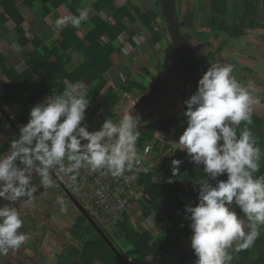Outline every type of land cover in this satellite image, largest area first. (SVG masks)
Instances as JSON below:
<instances>
[{"label":"trees","instance_id":"obj_1","mask_svg":"<svg viewBox=\"0 0 264 264\" xmlns=\"http://www.w3.org/2000/svg\"><path fill=\"white\" fill-rule=\"evenodd\" d=\"M90 1L91 8H88V0H0V36L9 34L6 25L13 23V33L19 47L23 50L28 46L33 47L24 59L27 68L22 73L11 67L6 55L0 54V72L8 80L0 79L5 92L0 102V111L3 116H8V108L16 107L21 111L18 121L24 125L31 108L39 101H45L52 94L59 95L70 84L80 82L87 89L90 101L86 110V123L90 124L101 114H105L102 123L107 118L113 120L116 118L114 110L121 101L116 88L108 85V74L117 70L114 56L122 54L126 43L132 48H138L140 45L134 42V37L151 36L158 44L167 36L171 42L162 46L163 63L154 66L155 71L162 74L170 63H174L173 69L178 72H175V76L179 82L181 79L184 87L175 102L180 101L177 104L180 109L175 117L159 118L139 128L141 134L137 141L139 149L144 150L147 145L152 144L153 155L163 156L161 165L142 179L145 194L141 201L142 215L144 218H154L155 228H138L129 219L117 223L115 227L143 262L152 259L159 264H194L196 257L193 250L189 244L185 245L192 232L190 222L185 219L184 208L185 205L196 206L198 188L195 184L198 185L206 176L202 166L189 163V157L181 148L163 143L158 135L170 130H175V134L179 135L184 130V101L195 93L198 80L208 64L215 62L228 49L231 41L243 39L255 30L260 11L263 12L260 26L264 29V0H208L210 14L206 32L199 31L202 17L200 0H191V5L186 10L182 7L184 0H149L146 11H142L135 0H125L122 5H117L118 0ZM62 6L71 15H78V9L83 8H88L91 12L88 20L79 28L69 23L62 29L55 27L54 31L47 19ZM25 10L30 11L31 15H25ZM25 22H28L30 30L35 33L34 38H30V34L24 29ZM156 22L159 28L155 25ZM79 32L83 33V37ZM211 39L218 42L217 47H213ZM262 41L264 42V36ZM195 42L204 45L209 51L201 54L194 46ZM73 55L81 59L79 66L75 65ZM122 60L124 58H120L119 67L120 70L125 68V71H121L123 78L128 75L124 78L123 89L126 92L136 90L141 94L147 92L150 85H153L152 81L149 85L134 81L131 77L132 70L127 64L121 63ZM151 70L145 66L142 72L151 77ZM156 77L157 74L151 78ZM112 80L121 82L122 77L117 74ZM262 102L264 104V96ZM252 121L248 127L264 153V112L253 108ZM4 126L0 123V133ZM243 127L242 124L240 128ZM18 134L19 129H16L12 131L10 138L5 137L0 146V154L7 152L11 140ZM173 159L183 161L179 174L174 176L171 168ZM256 175H264V155L261 157L260 171ZM220 179H226V176ZM7 203L0 200V206ZM72 204L74 205L73 202ZM101 228L128 261L129 256L105 228ZM229 253L235 260L232 264H264V226L260 227V235L250 248L238 250L232 246ZM52 264L124 263L80 214L63 236L61 248L53 252Z\"/></svg>","mask_w":264,"mask_h":264},{"label":"clouds","instance_id":"obj_2","mask_svg":"<svg viewBox=\"0 0 264 264\" xmlns=\"http://www.w3.org/2000/svg\"><path fill=\"white\" fill-rule=\"evenodd\" d=\"M78 13L56 19L57 29L69 23L79 28L88 20L89 9ZM233 73L231 64L208 67L195 93L184 101L186 127L174 143L189 163L202 166L206 176L195 184L196 206L184 208L194 264H230L233 243L239 242L238 250L250 248L264 226V175H256L264 153L248 127L260 100L253 94V82L245 86ZM87 96L85 86L77 82L33 106L27 123L0 154V200L8 202L0 206V258L18 251L29 239L17 205L33 203L41 188H53L54 171L75 184L82 168L121 177L141 162L139 116L130 112L118 122L107 118L98 130L89 131ZM182 163L172 160L173 176ZM223 176L226 179H220Z\"/></svg>","mask_w":264,"mask_h":264},{"label":"rangeland","instance_id":"obj_3","mask_svg":"<svg viewBox=\"0 0 264 264\" xmlns=\"http://www.w3.org/2000/svg\"><path fill=\"white\" fill-rule=\"evenodd\" d=\"M148 1L149 0H135V3L140 7L142 11H146L148 9ZM125 2V0H118L117 5H122ZM87 5L88 8H91V1L88 0ZM184 5V6H183ZM191 0H184L182 7L183 10H186L190 7ZM200 7L202 12L201 17V23L199 31L206 32V27H208V16L210 14V6L208 0H200ZM59 15H54L53 17L50 16V19H47L49 24L54 23L56 19L64 16H71L69 11H67L64 6L59 8ZM62 10V11H61ZM91 12V11H89ZM25 15H31L30 11L25 10ZM28 23L25 22L23 24L24 29L30 34V38L35 37V33H33ZM158 28L159 25L155 24ZM82 33L79 32V35ZM256 35V33H251V37ZM14 36V37H13ZM247 38H243L240 40H234L231 41V45L228 47V49L221 54V56L215 61L208 64L205 72L207 71L208 67L211 64H222L227 65L231 64L234 67V76L237 78L239 82H241L243 85H248V80L250 78V74L246 70H238L239 65V58H236L239 53H242V51H247L251 48L253 51V54L255 56H258L259 49L258 48H252L256 47L257 44H251L248 45L245 40ZM213 47H217L218 42L214 39L210 40ZM127 42V41H126ZM170 39L166 36L163 37V41L161 43L156 44L154 42L153 37L146 36L145 35V41L140 44L138 48H132L129 43H126L124 45V48H128L131 52L127 59L128 63L127 67L132 70V79L137 82H141L145 85H149L148 83L150 81L151 84L147 92H144L141 94L139 91H132V92H126L123 89L124 81L123 78L118 83L113 79L114 75H108L109 86L115 87L116 92L118 96L120 97L121 101L119 105L115 108V114L116 118L113 119L114 122H118L119 119L127 113L132 112L134 116H139L140 120H138L139 128H143L146 124L157 120L159 118L164 117H175L177 116V112L180 109V105L177 106V104L180 103L178 101L176 104L175 102L178 99V96L181 94L180 91L184 88L183 83L180 79V82L177 80L175 76V72H177L174 68V63H170L167 68L164 69V73L158 74L156 70L157 65H161L163 63V50L162 46L165 47L170 43ZM253 45V46H252ZM194 46L196 47L197 51L201 54H204L205 52L209 51V49H206L204 45L200 44L199 42H195ZM18 50L19 54L26 52L22 49H20L19 45L16 42V37L13 34L9 43V48H3L0 46V54L6 53L8 55V60L12 57H10V53H16V49ZM9 49V50H8ZM28 49V48H27ZM29 49L32 51L33 47L29 46ZM4 54V55H6ZM133 54V55H132ZM119 57L116 59V65H117V72H123L125 71V68L120 70L119 64ZM23 60L24 57L22 56ZM72 58H75V55L72 56ZM18 60H9V63L17 64ZM74 61V60H73ZM75 63V62H74ZM121 63H124L122 60ZM243 63H250L251 61H245ZM255 64L258 67L264 68V58H262V54H259V57ZM76 65V64H75ZM155 65V66H154ZM148 66L150 67L151 74H153L151 77L154 78V75L157 74V77L155 79H152L151 77H147L142 72L143 67ZM17 72L22 73L24 70H26L27 66L22 63L18 64L16 68L11 65ZM126 67V68H127ZM238 70V71H237ZM121 72V73H122ZM204 72V73H205ZM178 73V72H177ZM128 75L126 74L124 78H127ZM130 77V76H129ZM4 78L5 81L8 82L7 78L0 72V79ZM182 86V87H180ZM5 94L1 84H0V102L3 98V95ZM46 99V98H45ZM44 102V101H39ZM254 107H258V104L254 105ZM9 115L16 117L18 116L21 111L17 109L16 107L8 108ZM8 115V116H9ZM7 115L5 116L8 117ZM2 113L0 111V123L4 126V120H3ZM186 127V126H185ZM184 127V129H185ZM184 131V130H183ZM175 130H170L168 133H162L158 135V138L164 141L165 143L171 144L172 146H175L174 143L178 142V135L175 134ZM182 134V133H181ZM180 134V135H181ZM12 135V129L8 130L5 126L1 130L0 133V146L4 143L5 137L7 136L10 138ZM179 135V136H180ZM7 138V139H8ZM163 142V143H164ZM55 181V180H54ZM68 195L64 193L63 189H59L57 187V184L55 182V186L50 189H39V191L36 193V198L33 203L25 204L20 203L17 205L18 210L21 214L22 219L24 220V225L22 228V231L28 234L29 239L25 242L24 245L21 246V248L16 252H9L7 257L0 258L3 263H5L6 258L12 259L14 258L13 262L11 264H30L32 262V257L30 253L26 254L28 249L31 251V253H34L32 249H39L35 252L38 253L37 259L42 264H47V262L53 260V252L55 250H58L63 245V236L67 233V230L71 228L73 225L74 219L77 218L81 213L78 211L75 205L72 204L71 199L67 197ZM62 201V203H61ZM70 227V228H69ZM139 228V227H138ZM155 228V227H153ZM112 238L116 241L118 246H120L125 254L129 256L131 259H133L135 264H144L145 262L141 261L135 254V252L131 249V247L127 244L126 240L124 239L122 233L120 230L116 229L115 226H110L105 229ZM235 245H237V242H234ZM239 244V242H238ZM23 246L26 247L23 250ZM23 250V251H21ZM37 260V261H38ZM49 260V261H48ZM149 261L153 262L152 264H159L157 261H154L152 259H149ZM235 260L232 259L230 264L234 263ZM8 264V263H7Z\"/></svg>","mask_w":264,"mask_h":264},{"label":"built area","instance_id":"obj_4","mask_svg":"<svg viewBox=\"0 0 264 264\" xmlns=\"http://www.w3.org/2000/svg\"><path fill=\"white\" fill-rule=\"evenodd\" d=\"M133 40L140 45L145 38L134 37ZM129 53L130 50L124 48L120 54L121 58H124V64H126V56ZM114 74H119L123 78L122 73L115 72ZM18 116L9 115L4 119L5 127L8 130L12 129L13 131L23 126L18 121ZM104 118L105 114L99 115L88 124V130H98ZM153 148L154 145L152 144L147 145L144 150L137 146L138 153L142 157L141 162L121 177H113L111 174L102 171L92 172L86 167L80 170V175L75 184L58 171H54L52 175L57 187L63 189L70 198L76 199L100 227L103 226L106 229L129 219V222L136 227L150 230L155 227V220L154 218H144L142 215L141 201L145 196L142 179L144 175H149L155 168L159 167L163 158V156L153 155ZM128 263L135 264L130 257Z\"/></svg>","mask_w":264,"mask_h":264},{"label":"crops","instance_id":"obj_5","mask_svg":"<svg viewBox=\"0 0 264 264\" xmlns=\"http://www.w3.org/2000/svg\"><path fill=\"white\" fill-rule=\"evenodd\" d=\"M64 8L68 11V9L64 6ZM59 10L60 9H58L57 11H55L53 14H51V17H53L54 15H59ZM62 11V10H61ZM2 12V9H1V7H0V13ZM70 13V12H69ZM262 15H263V12L262 11H260L259 12V17H258V20H257V26H256V28H255V30H253V31H251L250 33H249V35L248 36H246L245 38H247L246 40H245V42L248 44V45H251V44H257L256 45V47H252V48H258L259 49V52H258V56H255L254 54H253V51L251 50V48L249 49V50H247V51H242V53H239V55H237V57L236 58H239V65H238V70H240V71H242V70H246L249 74H250V78H249V80H252L253 81V85H254V89H255V91H254V95L255 96H257L258 98H259V100H260V103L258 104V107H254L253 106V108L254 109H256L257 111H259V112H264V104H263V102H262V98H263V96H264V68L263 67H258L256 64H255V62L257 61V59H258V57H259V54H262V58H264V42L262 41V38H263V36H264V29L263 28H261V21H262ZM70 16V15H69ZM72 16V15H71ZM48 19H50V17L48 18ZM28 23V22H27ZM47 23H48V25L50 26V27H52L53 28V30L55 31V29L57 28L56 27V25L54 24V23H51V24H49V22L47 21ZM28 26H29V24H27ZM14 27H15V25L13 24V23H8L7 25H6V30H8L9 31V34H5V36H0V46L2 47V50H3V48H9V43H10V40H11V37H12V35L14 34L13 33V30H14ZM56 27V28H55ZM30 28V27H29ZM62 29V28H61ZM80 33H82V32H80ZM251 33H256V35H254L253 37H251ZM82 36H83V33L81 34ZM14 37V36H13ZM253 46V45H252ZM16 49V48H15ZM21 49V48H20ZM9 50V49H8ZM23 50V49H22ZM26 50H28V51H26ZM24 51H26V52H23V53H21V54H19V52H18V50L16 49V53H10L9 55H10V57H12V58H10L9 60H18L17 61V64H12V63H10L12 66H14L15 68H16V66L18 65V64H21L22 65V63L23 64H25V62H24V60H23V58H22V56L24 57V59L26 58V56L28 55V52L29 51H31L30 49H29V46H28V49H25ZM227 52V51H226ZM4 54H6V53H4ZM133 55V54H132ZM6 56L8 57V55L6 54ZM118 56L119 55H116V56H114V58H117L118 59ZM9 58V57H8ZM74 60V62H75V64L76 65H80V63H81V59L78 57V56H76L75 55V58L73 59ZM119 60H120V57H119ZM245 61H251V64L250 63H243V62H245ZM237 70V71H238ZM234 74V73H233ZM108 75H112V72H110ZM112 77V76H111ZM2 79H4V78H2ZM41 101H43V100H41ZM181 133H183V131H181L180 132V134ZM160 134H162V133H159V135ZM179 134V135H180ZM178 135V137H176V138H178V140H179V136ZM161 140V139H160ZM162 141V140H161ZM162 142H164V141H162ZM165 143V142H164ZM165 144H168V143H165ZM169 145H171V144H169ZM172 146V145H171ZM173 148H181L180 146H178V145H175V146H172ZM182 149V148H181ZM188 245V246H191L190 244V239L189 240H186L185 241V245ZM238 242H237V245H235L234 243H233V247L235 248V249H238ZM36 246H38V249H39V245H36ZM26 247H24L23 246V250L25 249ZM38 249H32V251L34 252V253H31V251L28 249V251L26 252V254H28V253H30V255H31V257H32V262L30 263V264H41L40 263V261L37 259V257H38V253H35ZM23 250H21V251H23ZM13 260H15L14 258H12V259H9V258H6L5 260H3V261H5V263H3L2 262V264H11V262H13ZM38 260V261H37ZM49 261V260H48ZM52 262H53V260L51 261V263H50V261L49 262H47V264H52ZM153 262H151V261H149V260H147V261H145V263L144 264H152ZM43 264V263H42Z\"/></svg>","mask_w":264,"mask_h":264},{"label":"water","instance_id":"obj_6","mask_svg":"<svg viewBox=\"0 0 264 264\" xmlns=\"http://www.w3.org/2000/svg\"><path fill=\"white\" fill-rule=\"evenodd\" d=\"M72 202L78 209V211L87 219L88 223L93 226V228L97 231L99 236L108 244V246L112 249V251L117 255V257L124 263L129 264L128 261L124 258V256L119 252V250L115 247V245L110 241V239L107 237L105 232L102 230V228L90 217V215L82 208V206L79 204V202L76 199H72Z\"/></svg>","mask_w":264,"mask_h":264}]
</instances>
